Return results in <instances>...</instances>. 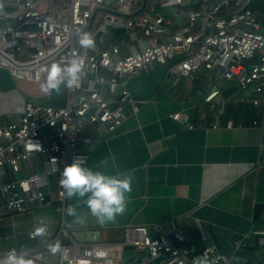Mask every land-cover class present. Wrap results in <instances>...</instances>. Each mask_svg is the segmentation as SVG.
I'll list each match as a JSON object with an SVG mask.
<instances>
[{
  "label": "crops",
  "instance_id": "crops-1",
  "mask_svg": "<svg viewBox=\"0 0 264 264\" xmlns=\"http://www.w3.org/2000/svg\"><path fill=\"white\" fill-rule=\"evenodd\" d=\"M198 6L196 0H187L165 12L171 22L161 23L156 34L163 41L169 40L187 11ZM106 12L101 11L100 22L94 20L96 47L90 51L97 52L110 43H119L123 53L141 48L142 33L129 31L124 25L107 23L106 37L99 40L103 31L97 30ZM256 15L264 32V9H257ZM169 64L159 61L131 76L125 88L142 101L138 110L134 112L128 106L125 120L113 130L105 124L88 125L79 142L80 149L90 153L85 166L95 170L101 161L108 160V174L124 172L133 176L126 213L114 223L100 224L87 214L82 201L66 199V207L76 206L85 214L84 222L76 223L65 216L63 204L56 200V176L50 175L47 194L39 204L27 205L24 212L2 208L0 258L15 249L28 258L39 255V263L62 264L61 252L53 256L48 244L62 240L88 244L94 235L105 243L118 242L127 225H145L151 233L168 232L173 220L185 230L189 244L203 248L215 243L224 255L238 247L240 264H264L262 236L246 235L264 229V211L253 222L255 203H264V135L253 121L264 122V104H253L250 99L255 96L254 90L241 88L235 79L205 69L193 76H179L169 70ZM40 85L16 80L0 70V124L19 119L26 100L65 104L67 89L49 97ZM214 87L219 93L207 102L204 98ZM102 90L105 96L115 97L109 85L102 86ZM176 113L180 114L177 119L173 117ZM229 120L234 126H228ZM34 169L48 170L43 155H39L36 168L30 162L23 164L26 172ZM4 205L5 198L0 197V206ZM41 217L46 218L49 228L47 242L29 235ZM115 253L125 264H142L141 254L133 247Z\"/></svg>",
  "mask_w": 264,
  "mask_h": 264
},
{
  "label": "built area",
  "instance_id": "built-area-1",
  "mask_svg": "<svg viewBox=\"0 0 264 264\" xmlns=\"http://www.w3.org/2000/svg\"><path fill=\"white\" fill-rule=\"evenodd\" d=\"M142 1L4 0L0 13V70H6L16 80L41 83L47 76L45 69L54 62L83 57L85 70L77 85L67 88L65 104L53 106L26 100L19 119L0 124V197L5 198L0 217L2 208L26 211L27 201L34 198L30 195L33 188L43 200L50 175L56 176V200L63 204V210L66 208L59 181L65 166L78 158L84 165L89 160L90 153L79 147L83 131L97 123L113 130L125 120L127 106L136 112L142 102L126 88L117 97L105 96L102 86L109 85L112 91L115 86L106 75L109 70L131 77L155 60L169 61V70L179 76H193L205 69L235 79L241 88L254 90L255 96L250 99L253 104H264V32L250 8L254 0H196L199 6L187 11L167 41L159 38L156 29L165 21L171 22L165 12L187 0H148L141 9ZM102 10L107 12L99 25L104 28L97 30L103 31L100 41L106 37L107 23L124 25L129 31L142 33V48L123 53L119 43H110L97 52L82 49L77 33L84 32L94 14L100 22ZM218 93L214 87L204 99L211 102ZM173 117L177 119L180 114ZM253 124L259 125L264 135V122L254 120ZM228 126H234V122L229 120ZM32 154L43 155L48 170H30L25 177L16 179L14 173L29 163ZM246 235L263 236L264 229ZM59 243L62 264H125L116 258L115 251L121 253L127 246L141 254L142 264H194L197 257L206 258L207 264L241 263L238 247L228 255L222 254L215 243L198 248L188 243L185 230L173 220L168 232L151 233L145 225H127L118 242L105 243L94 235L88 244ZM37 258L39 255L30 258L33 264H41ZM0 264H7L6 258H0Z\"/></svg>",
  "mask_w": 264,
  "mask_h": 264
},
{
  "label": "clouds",
  "instance_id": "clouds-1",
  "mask_svg": "<svg viewBox=\"0 0 264 264\" xmlns=\"http://www.w3.org/2000/svg\"><path fill=\"white\" fill-rule=\"evenodd\" d=\"M4 10V0H0V13ZM78 42L82 49L94 50L95 39L87 32H78ZM85 70L83 57L71 58L68 62H54L45 69L46 79L41 83V91L52 96L60 95L64 89L72 88L81 79V73ZM39 147V145H37ZM108 160L101 161L98 169L87 167L81 159H75L64 167L59 183L64 190L65 199L76 198L82 201L87 209V214L96 218L100 224L114 223L118 216H123L128 208L129 199L133 192V176L129 173L108 174ZM65 216L72 217L74 222L83 223L85 214L76 206H67ZM41 217L29 234L31 238L40 237L46 241L49 235L48 225ZM48 251L57 255L62 251L61 244L57 241L48 244ZM7 264H33V261L25 254H18L15 249L8 252ZM194 264H207L206 258L197 257Z\"/></svg>",
  "mask_w": 264,
  "mask_h": 264
},
{
  "label": "water",
  "instance_id": "water-1",
  "mask_svg": "<svg viewBox=\"0 0 264 264\" xmlns=\"http://www.w3.org/2000/svg\"><path fill=\"white\" fill-rule=\"evenodd\" d=\"M193 1L194 0H190V2H193ZM145 3H146V0H144L143 6H142L141 9L144 8ZM94 19H95V14L93 15L89 26L84 30V32L88 31L93 26ZM141 48H142V46H141ZM115 60H116L115 58L112 59L113 62ZM160 61H162V60H160ZM158 62L159 61L155 60V61L147 64V66L157 64ZM106 75L108 77H110L111 80L115 83L114 91H115V97H117L118 94L120 92H122L124 90V88H125V85L121 84V82L127 81L130 77L129 76H120L119 73H117V72L115 73L112 70H109ZM88 76L89 77H93L94 75L93 74H88ZM253 85H255V84H253ZM253 85H252V87H253ZM127 110H128V106L125 108L124 111L126 112ZM87 115L89 116L90 112H88ZM106 124H110V122H107ZM29 162L32 164V166L34 168H36V165L38 163V156L36 154L30 155L29 156ZM27 174H28V172H26L23 169H20L19 171L14 173V176H15L16 179H21V178L25 177V175H27ZM30 195L33 196L34 198L32 200H28L27 201V205H35V204H39L41 202L40 198H38L36 196L37 195V189L33 188L32 190H30ZM263 211H264V203L263 202H256L255 203V208H254V214H253V222H256L261 217V215L263 214ZM260 241H261V243H264V235L261 237Z\"/></svg>",
  "mask_w": 264,
  "mask_h": 264
},
{
  "label": "trees",
  "instance_id": "trees-1",
  "mask_svg": "<svg viewBox=\"0 0 264 264\" xmlns=\"http://www.w3.org/2000/svg\"><path fill=\"white\" fill-rule=\"evenodd\" d=\"M250 8L256 13L257 9H264V0H254L250 4ZM63 243V240H62Z\"/></svg>",
  "mask_w": 264,
  "mask_h": 264
},
{
  "label": "rangeland",
  "instance_id": "rangeland-1",
  "mask_svg": "<svg viewBox=\"0 0 264 264\" xmlns=\"http://www.w3.org/2000/svg\"><path fill=\"white\" fill-rule=\"evenodd\" d=\"M93 32H94V28H91V29L89 30L90 35H92ZM41 264H43V263H41Z\"/></svg>",
  "mask_w": 264,
  "mask_h": 264
}]
</instances>
